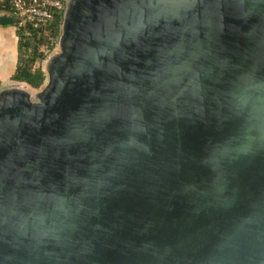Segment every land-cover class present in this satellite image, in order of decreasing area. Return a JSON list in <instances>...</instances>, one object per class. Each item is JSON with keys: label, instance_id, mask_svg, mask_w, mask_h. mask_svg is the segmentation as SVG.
Listing matches in <instances>:
<instances>
[{"label": "water", "instance_id": "95a60500", "mask_svg": "<svg viewBox=\"0 0 264 264\" xmlns=\"http://www.w3.org/2000/svg\"><path fill=\"white\" fill-rule=\"evenodd\" d=\"M46 71L0 89V264H264V0H69Z\"/></svg>", "mask_w": 264, "mask_h": 264}, {"label": "trees", "instance_id": "16d2710c", "mask_svg": "<svg viewBox=\"0 0 264 264\" xmlns=\"http://www.w3.org/2000/svg\"><path fill=\"white\" fill-rule=\"evenodd\" d=\"M12 11L10 5L2 7ZM63 16L58 14L55 19L44 27L35 28L31 24H15L19 37V57L13 79L24 82L32 88L40 87L46 78V71L41 67V61L46 54L40 50V45L48 43L53 47L60 34Z\"/></svg>", "mask_w": 264, "mask_h": 264}, {"label": "built area", "instance_id": "2783aa9c", "mask_svg": "<svg viewBox=\"0 0 264 264\" xmlns=\"http://www.w3.org/2000/svg\"><path fill=\"white\" fill-rule=\"evenodd\" d=\"M69 0H0V15L6 14L14 18V24H31L35 28L44 27L52 22L56 15L66 13ZM10 5L12 11L2 7Z\"/></svg>", "mask_w": 264, "mask_h": 264}, {"label": "crops", "instance_id": "0c3cea01", "mask_svg": "<svg viewBox=\"0 0 264 264\" xmlns=\"http://www.w3.org/2000/svg\"><path fill=\"white\" fill-rule=\"evenodd\" d=\"M19 57V37L15 24H0V89L26 83L13 79Z\"/></svg>", "mask_w": 264, "mask_h": 264}, {"label": "rangeland", "instance_id": "374dc122", "mask_svg": "<svg viewBox=\"0 0 264 264\" xmlns=\"http://www.w3.org/2000/svg\"><path fill=\"white\" fill-rule=\"evenodd\" d=\"M62 24H63V23H62ZM61 32H62V25H61V29H60V34H59L58 38L56 39V41H55L53 47H48V46H49L48 43H43V44L40 45V50H42V51L46 54V58H44V59L41 61V63H40V64H41V67H42L45 71H46V66H47V63H48L50 57H51L55 52L59 51V39H60ZM46 80H47V71H46V78H45L44 83H43L40 87H38V88H32V87H31V89H32L33 91H36V90L40 89L42 86H44ZM24 85H25L26 87H30V86L27 85V84H24Z\"/></svg>", "mask_w": 264, "mask_h": 264}]
</instances>
